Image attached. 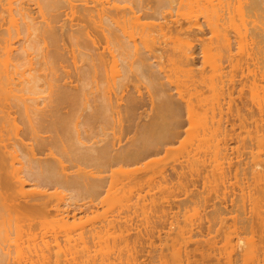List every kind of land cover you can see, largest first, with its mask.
Here are the masks:
<instances>
[{
  "label": "bare ground",
  "instance_id": "1",
  "mask_svg": "<svg viewBox=\"0 0 264 264\" xmlns=\"http://www.w3.org/2000/svg\"><path fill=\"white\" fill-rule=\"evenodd\" d=\"M238 1L244 11L239 17L240 25L233 27V40L224 21L225 16L229 14L228 0H0V156L6 151V142L2 138L5 136V126L14 123L20 109L16 101H39L40 97L35 95L44 92L43 87L46 84L48 94L43 99L47 101L48 107L36 108L35 121L27 119L28 127L33 128L34 123L49 124L51 119H49L50 114L46 112L47 109L62 97L63 92L77 93L81 87L83 89L85 84L82 80L87 77H90L87 86L93 93L88 101L85 100L88 107L84 115L86 122L98 119L101 116L98 114L99 108L105 114L108 105H112V100L119 99L117 106L121 105L122 109L129 111L127 115L135 120L132 122L135 123L132 139H127L129 140L127 142L125 140L126 143L123 144L117 141L110 148L92 150H97L98 157L106 160L108 169L111 170L114 165L129 160L133 166L132 175L149 169L155 163V159L151 156L171 148L169 144L175 142L181 134L180 126L185 122L182 119V110L185 108L183 112L186 114V123L190 126L186 133L191 136L190 143L193 139L196 142L188 144L190 149L187 147L184 150V155L187 156L183 155L182 158L181 155L173 159L171 169L179 178L183 177L187 180V176H190L187 180L189 182L186 181V185L182 187L184 200L192 202L197 198L198 203L193 202L194 206L200 201L203 204H199V208L195 207L193 214L185 215L180 223L177 216L169 211V201L163 198V201L152 204L154 211L151 212V217L143 218L145 225L152 227L151 229L147 227L146 232L149 231L147 237L152 238L156 232V236H160V230H156L157 221L165 229L166 237L173 235L170 250L175 257L174 264H190L191 255L195 254L203 260L214 251L211 248L216 242L210 244L214 237L211 234L212 224H216V221L210 219L208 213L219 211L221 214L227 213L225 192L222 191L219 195V191L226 187L228 173L230 174L234 166L229 153L232 149L230 143L242 142L244 149L241 151L237 149L236 157L237 163L243 164L241 166L245 172L248 171L247 173L250 172L254 176L264 173V0ZM163 5L168 8L161 13ZM194 11L199 12L194 14ZM149 14L155 19L141 20L144 15ZM171 32H183L187 36L178 43L173 40L174 54L167 57L166 62L158 57L159 63L154 59V53L166 52L168 49L165 41L160 37L167 36ZM206 40L207 43L203 45ZM200 54L202 64L201 68H198ZM64 60L70 61L75 80L63 79L56 73L57 70L65 68ZM107 65H110L109 73L106 69ZM155 66L159 69H155ZM207 66L209 74L203 77L202 74ZM100 67H104L106 75L105 88L100 87L102 75L99 77L97 74ZM162 78L166 79L168 84ZM141 79L145 80L144 85L135 84L134 80ZM172 79H174L173 84H171ZM197 82H202L205 86L204 92H208L207 97L199 96L202 99L199 98L198 101L196 100L198 97L196 99L193 97L194 92L189 91L194 89L199 95L202 94L203 91H198ZM246 82L251 83L252 89L245 93L249 109L245 116L240 113L238 107L231 109L229 104L231 101L226 99L231 98L230 94L237 84L243 85ZM169 84L176 87L175 94L171 93L172 87L168 86ZM191 96L197 104L193 105ZM27 101L23 104L25 108ZM225 109L227 112L235 110L236 118L238 115V118L240 115L243 117L242 120L239 119L242 127L251 128L258 136L255 139H247V143L245 139H239L240 133L235 135L234 132L236 125L233 123L234 114L228 113L234 117H231L233 127L229 119L227 120ZM229 109L231 111H228ZM224 118L231 127L227 126ZM227 129L232 133L229 134ZM37 139L36 146L39 148H44L50 143L48 136H38ZM77 141L79 142L78 139ZM203 146L206 149H203L204 153L201 155ZM76 147L79 148L80 153L85 152L82 150L85 146ZM188 149L190 151L185 154ZM239 152L246 155L245 162L240 158ZM83 156L92 159L88 152ZM50 157L51 155L37 160L32 155V164L28 165L26 173L36 182L34 186L32 185L36 190H29L30 192L25 193L24 196V191H27L24 186L27 183L20 181V189L17 192L22 195L20 200L24 205L38 204L48 195L46 189L37 188L43 182L60 185L78 183L74 175L61 177L49 167L43 171L40 167H36L38 161L47 162L45 166L50 164ZM95 158L97 157L94 155L93 159ZM258 166L260 169H257ZM119 169L122 167L120 166ZM202 174L206 181L203 182L202 189L198 190L195 187L197 178L194 175ZM189 184L194 186L190 191H188ZM100 185L98 180L89 185L85 191L96 197L100 193ZM156 187L160 193L168 190V179L164 169L160 170ZM204 193L208 200H200L201 197L204 198ZM143 198L144 196L136 192L132 196V203L127 205V211L131 210L129 209L131 207L135 211ZM82 206L83 203H77L73 209L76 210L75 208L78 207L77 209L82 211ZM206 208L209 210L206 211ZM56 211L63 223L76 215L75 213L70 215L69 206H63L59 201ZM119 216L120 213H117L105 221L109 223L116 221ZM221 218L220 221L225 219V217ZM235 219L232 229L222 236L223 245L220 253L229 258L233 255H242L246 264H264L263 236L260 235L259 239H254L253 236L246 238L245 226L241 223L249 219L248 215L244 216L240 225H237ZM145 225L144 229H146ZM136 229L137 237L142 230L140 229V232L138 228ZM250 231L253 234V231ZM79 235L78 239L82 244L85 242V236H82L84 231L82 230ZM8 236L7 231L3 233L0 227V264H9L13 245L8 242ZM68 236L69 234L65 238L71 246L73 242L71 239L75 237ZM127 236V239L131 237L129 234ZM18 237L19 234H16V238ZM140 237L139 242L137 238L133 240L132 250L136 249L134 244L140 245L142 234ZM35 242L38 244L35 237L27 236L20 244L15 243L16 256L14 262L12 260L13 264L20 263L23 251H26L24 249L31 253L32 249L29 248L31 246L34 254L38 256L49 258L53 255L52 262L54 261L55 264H81L88 251L85 247L86 243L80 245L79 242V247L82 248L78 249L74 240L73 247L77 245L74 251L58 249L51 252L45 240L41 241L44 250L41 248V253L38 254L34 248ZM206 244L209 246L204 248ZM55 245L58 247L57 242ZM192 245L194 248L190 249ZM195 261L199 260L195 259ZM125 264H133L131 253Z\"/></svg>",
  "mask_w": 264,
  "mask_h": 264
},
{
  "label": "rangeland",
  "instance_id": "2",
  "mask_svg": "<svg viewBox=\"0 0 264 264\" xmlns=\"http://www.w3.org/2000/svg\"><path fill=\"white\" fill-rule=\"evenodd\" d=\"M228 1L229 14L225 16L224 21L225 26L229 29L228 33H230L229 35L233 39V27L240 25L241 22L239 17L240 14L243 13L244 8L241 7L242 4L239 3L238 0ZM167 8L166 5H163L161 13L163 10L166 11ZM198 12L199 11H194V14H198ZM144 16L145 17L141 18L142 21H152L155 19L152 18L150 14ZM186 36L187 34L183 32H171L167 34V36L160 37V39L165 41L168 49L166 52L156 51L154 53V59L160 63L157 59L160 57L163 62H166L167 57H171L174 54L172 50V41L175 40L176 43H178L179 41L185 40ZM206 43L207 40L203 45ZM199 56L200 58L197 67L201 68V54ZM64 65H66L65 68L63 70H57L56 73L61 75L63 79L75 80L70 61L64 60ZM109 66L110 65H107V70L109 69ZM103 68L100 67L97 74L99 77L102 75L100 87L105 88L106 82L104 80L106 75ZM156 68L159 69V67L155 66V69ZM166 68H168V65ZM208 74L207 66L202 75L203 77H206ZM41 78H43L42 75ZM162 79L166 82V79ZM47 80H49V78H47ZM89 80L90 77L82 80L85 86L83 89L81 87L77 93L63 92L62 97H59L56 102L51 105L53 107L50 106L47 109L46 112L50 114L49 119H51L49 124H47L48 122L34 123L32 124L33 128H31L28 127L27 123V119H30L32 122L35 121V117L37 116L36 108L41 109L43 107H48L47 101L43 99L48 94L46 84L43 87L44 92L35 95L40 97L39 101H16L20 106V109L16 114V119L14 123L5 126V136L2 138H4L6 142V151L5 154L0 156V227L3 230V233L5 230L7 231L9 235L8 242L13 245L9 257V264H13L16 256L14 247L15 243L20 244L22 240H26L27 236L35 237L38 241V244L35 242L36 247H34L38 254L41 253V248H44V244L42 245L41 241L43 242L45 240H47L48 243L45 244L51 252L57 251L58 249L61 251L66 249L74 251L75 246L77 245L78 249L82 248L81 246L79 247L80 239H78V236H80L79 233L82 232V230L84 231V235L82 236H85L84 243L87 245L85 247L88 251L85 260H83L81 264H125L127 258L130 257V253L132 254L133 264H174L175 257L170 250L173 242V235L166 237L164 235L165 229H163L161 224L157 221L156 230H160V236H156L157 232L155 231L156 233H154V236L152 238H150L151 236H148V238L147 234L149 235V231L148 233L146 232L147 227L148 229H151L152 227L149 228V226L145 225L143 217L150 216L151 212L154 211L152 204H157L163 201V198L169 201V211L177 216L180 223H182L185 215L193 214L195 207L199 208V206L203 204L201 203L202 201H200V205L198 204L194 206L198 203L196 197H194L196 200L193 199L192 202L184 200L185 195L183 194L182 187L186 185V181L190 179V176H187V180L183 177L179 178L171 169L173 159L180 157L181 155L182 158L187 156L186 153L190 151L188 144L191 145L196 142L193 139L192 143H190L191 136L186 133V130L190 126L188 125L189 123H186V114L183 112L185 111V108L182 110V119L185 122L180 126L181 134L175 142L169 144L171 148L168 151H163L151 156L155 159V163L149 169L138 171L136 174L132 175L131 170L133 166L128 160L125 163L114 165L111 170L108 169L109 165L105 162L106 160L98 157L99 153H97V150L94 151L92 149L100 150L104 147L110 148L117 141H120L123 144L125 140L127 142L132 139V135L135 132V123L132 124V122H135V120L133 121L132 117L130 118V115H127L129 114V111L127 112L125 108L122 109L121 105L117 106L119 99H113L112 105H108L109 107L105 114L99 108L98 114L101 116L98 119H93L91 122H86L84 115L88 110V107L86 106L85 100L88 101L93 93L92 89L87 86ZM141 80H134V82L135 84L139 83V85H142L143 83L144 85L145 80ZM173 80L174 79H172L171 84H173ZM166 83L168 84V82ZM171 84L168 86L172 87L171 93H174L176 92V83L174 84L175 86H171ZM196 86L198 87V91H205V86L202 82H197ZM170 87L168 88L170 89ZM241 89L242 91H240ZM251 89L252 85L249 82H246L243 85L237 84L230 94L231 98L227 97L230 99H226V101H231L230 103L228 102L232 107L231 109H236L235 107H238L241 111L239 112L246 116L249 109L245 93H248ZM189 91L194 92L193 97L195 99L198 97L196 99L197 101L199 98H203L204 95H206V97L208 96L207 91L204 93L202 92L201 95H199L197 91L195 92L194 89ZM194 98L192 99L194 103L193 105L197 104ZM26 101L28 102L26 104L27 108L23 105ZM201 101L203 102V100ZM231 109L228 111H231ZM226 110L227 109H225V111ZM228 113H233L234 115H232L234 117L237 115H235V110H232L231 112L226 111L227 120L229 119L231 125L233 122L231 121L233 120L231 117L233 116H230V114L228 115ZM238 117H235V122H233L236 124L234 128L235 135L240 133L239 139H245V141L251 138L255 139L258 135L255 134L251 128H243L241 125L243 117L240 115L241 120H239L240 118ZM129 119H131V121ZM224 120L226 121V118H224ZM226 123L227 126H229L227 121ZM233 125L234 124L231 126ZM228 129L227 132L229 134L232 133V131L229 132ZM38 136H48L50 143L44 148L37 147L36 142H38ZM80 145L85 146L86 149L84 148L82 150L88 152L92 159L83 156L85 155V152L83 154L79 152V148L76 146ZM193 146H191L192 150H194ZM230 146L232 149L229 150V153L232 157L234 166L230 171V174L228 173V178L226 180L228 182H225L226 187L219 191V195L222 191L225 192L224 198L226 201L227 213L221 214L219 213L220 211L218 213H208L207 216L216 221V224H212L213 228L211 226V234L214 237L211 239L210 244H212L213 241H216L211 248L214 251L205 256L203 260H200L199 255H191L190 264H246L242 255H233L229 258L220 253V248L223 245L222 236L232 229V223L235 218H237L235 219L237 225H240L244 216L248 215V220L250 221L247 220L246 222L241 223L245 226L244 234L246 235L244 236H246V238L253 236L254 239H259L261 235L263 236V238L261 237L262 240L264 239V227H262L264 226L262 225L264 221V173L254 176L250 172L247 173L248 171L245 172L242 169L243 166H241L243 164H238V158L236 157L237 149L240 151L244 149V147H242V142L232 141ZM187 147L189 149L185 152L186 155H184V150ZM204 148L205 146L201 147V155L204 153ZM192 150L191 152H193ZM50 152L52 154H50ZM32 155L37 158V160L40 158L44 159L51 155L49 158L50 164L45 166V163L47 164V162L38 161L39 163H36L38 164L36 167H40L42 171L49 167L61 177H64L65 175H74L77 178L78 183L76 185H60L43 182V184L37 188L42 190L46 189L45 191L48 192V195L39 201L40 203L38 204L24 205L20 200L22 195L17 191L20 189V181L22 180L27 183V186H24V189L27 190L26 192L24 191V196H26L25 193L30 192L29 190L32 191V189H35L33 186L36 182L26 173L28 165L32 164ZM94 155L97 158L93 159ZM240 155L242 161L245 162L246 155H242V153H240ZM207 156L210 158L209 155ZM206 157L204 158L206 159ZM208 160L211 161V159ZM120 166L122 169H119ZM162 169L165 170L168 179V190L160 193L159 189L156 187V182L159 179L160 170ZM257 169H260V167L258 166ZM194 177L197 178L195 187L198 190H201L204 184L203 182L206 181L204 174L199 176L194 175ZM98 180L101 184L99 186L100 193L96 197L91 196L85 190L86 188H89V185ZM193 187L192 184H189L188 191L193 189ZM136 192H139L144 198L138 203L135 211L132 210V207L129 208L131 210L127 211V205L129 206V204L132 203V196L135 195ZM203 195L204 198L201 197L200 200H208V197L205 198L207 196L206 193ZM58 201L60 203L62 202L63 206H69L70 215L75 213V217L70 218L63 223L60 219L59 213L56 211ZM193 202L196 203L194 204ZM77 203H83L82 211H79L77 209L78 207L75 208L76 210L73 209ZM202 207L203 206H201L200 209H202ZM206 209V211L209 210V208ZM252 209H254V212H252ZM243 211L244 213L246 212L244 216ZM117 213H120V218L118 217L116 221L110 223L107 222L109 218L111 219V216L113 217ZM238 216H241L242 218H239ZM221 217H225V219L220 221V219H222ZM250 218H252V220ZM106 219L107 221H105ZM239 219H241L240 222H238ZM144 225L146 226V229H144ZM250 225L252 226V229ZM246 226L248 227L246 228ZM136 228H138L140 232L142 230V232L146 233H140V236L141 234L143 236V242L140 240V245L139 243L134 242L137 243L134 244L136 249L132 250L134 249L133 240L135 241L137 238L138 241L141 238L139 234V239L138 236L136 237ZM250 230L253 231V234L250 233ZM16 234H19L18 238H16ZM68 234L70 237H75L74 239L70 238L73 242L76 240L77 245H74V247L73 244L75 243L72 242V244L69 240L71 247L70 244H68V241H66L65 236ZM127 234L131 236L129 239H127ZM145 235L146 237H144ZM143 238L146 239L144 240ZM56 242L58 243V247L55 245ZM84 243L81 244L80 242V245H85ZM208 246L209 245L206 244L204 248H207ZM31 247H29L30 250L32 249L31 253L29 250L24 249L26 251H23V257L18 264H55L54 261L52 262L54 259L53 255H51L52 257H49L50 260L47 256H45V259L40 255L38 256L34 254V249ZM70 248H73V250H70ZM193 248L194 245L190 246V249ZM31 257L33 261L30 259ZM195 259L199 261H195ZM27 261H29V263H27ZM14 264H16V262Z\"/></svg>",
  "mask_w": 264,
  "mask_h": 264
}]
</instances>
